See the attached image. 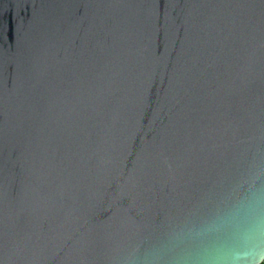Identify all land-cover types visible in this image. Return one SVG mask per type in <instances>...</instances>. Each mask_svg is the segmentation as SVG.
<instances>
[{
    "label": "water",
    "instance_id": "obj_1",
    "mask_svg": "<svg viewBox=\"0 0 264 264\" xmlns=\"http://www.w3.org/2000/svg\"><path fill=\"white\" fill-rule=\"evenodd\" d=\"M264 0H0V264H262Z\"/></svg>",
    "mask_w": 264,
    "mask_h": 264
},
{
    "label": "built area",
    "instance_id": "obj_2",
    "mask_svg": "<svg viewBox=\"0 0 264 264\" xmlns=\"http://www.w3.org/2000/svg\"><path fill=\"white\" fill-rule=\"evenodd\" d=\"M262 264H264V261L262 262Z\"/></svg>",
    "mask_w": 264,
    "mask_h": 264
}]
</instances>
